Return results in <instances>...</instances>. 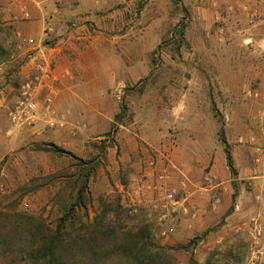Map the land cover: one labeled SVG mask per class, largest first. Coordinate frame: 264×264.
Masks as SVG:
<instances>
[{
  "label": "rangeland",
  "instance_id": "374dc122",
  "mask_svg": "<svg viewBox=\"0 0 264 264\" xmlns=\"http://www.w3.org/2000/svg\"><path fill=\"white\" fill-rule=\"evenodd\" d=\"M229 2L125 0L122 34L128 46L125 62L131 77L124 86L100 97L103 115L77 105L57 107L50 94L41 97L43 102L38 103L35 95L38 106L35 124L17 139H9L0 153V264H27L26 232L18 231L17 221L33 220L55 228L63 209L72 202L73 179L80 170V160L88 162L87 167H95L87 196L92 211H97L99 197L109 202L119 198L123 208L137 216L136 223L149 226L152 245L166 248L178 264H262L259 258H251L244 224L251 217L264 223V202L256 201V189H264V184L260 188L250 179L264 176L261 169L255 171L253 163L254 151L264 147V139L262 147L249 139H227L238 114L220 109L219 105L229 99L220 90L227 87L228 81L214 78L229 67L224 63L229 56L227 41L231 39L226 31L227 17L216 11L218 7L226 9ZM256 2L251 1V7ZM110 34L115 35V30ZM260 54L264 57V52ZM250 95L252 90L247 89L242 103L254 104L257 98ZM47 98L50 104L45 103ZM255 110L240 112L241 121L237 125L243 127L244 119L258 116L260 127H264V111ZM118 114L121 117L115 120ZM181 121L193 129L182 128ZM184 132L186 136L195 135L199 147L202 144L209 156L200 173L199 186L210 173L216 178L213 183L228 182L232 197L235 195L232 202L239 195L240 205L243 200L249 205L239 220L218 237L223 218L204 232L172 241L178 236L175 226L158 222L159 211L155 212L149 198L135 193L155 172L165 173L159 168L170 160L171 148L195 143L196 139H177ZM221 139L225 140L232 159L234 152L236 158L239 156L238 147L253 149V156L248 152L240 162L233 159L234 176L226 166ZM47 145H54L70 156L39 150ZM218 160L226 173L223 177L213 167ZM184 178L189 188L195 186L183 174L180 181ZM180 181L179 189L173 190L177 193L174 196L183 192ZM165 182L162 184L166 187ZM160 194L167 200L164 193ZM216 238L221 240L217 243ZM78 264L131 263L120 253H110L97 261Z\"/></svg>",
  "mask_w": 264,
  "mask_h": 264
},
{
  "label": "crops",
  "instance_id": "0c3cea01",
  "mask_svg": "<svg viewBox=\"0 0 264 264\" xmlns=\"http://www.w3.org/2000/svg\"><path fill=\"white\" fill-rule=\"evenodd\" d=\"M229 1L226 9L218 7L216 10L227 17L226 31L231 36L227 41L229 56L224 58L229 67L214 77L228 81L227 87L220 90L221 95L229 99L223 108L219 106L238 114L234 116V128L227 139H249L262 147L264 127H260L258 116L255 114L250 119L246 116L243 127L237 122L241 121L240 112L264 111V57L260 54L264 52V0ZM251 1L258 2L251 7ZM124 3L125 0H64L61 3L53 0H0V153L9 139H17L21 132L26 131L14 127L8 117L26 84L33 88L38 103L43 102L41 97L50 94L54 96L57 107L77 105L87 112H104L100 97L124 86L126 79L131 77L125 62L128 46H125L122 34ZM22 6L29 14V20H24ZM47 29L51 32L46 33ZM114 30L115 35L110 34ZM29 38L33 45L26 43ZM247 89L252 90V96L257 98L251 106L241 101ZM180 124L182 128H192L182 121ZM182 135L177 139H196L195 143L171 148L170 160H166L164 168L159 169L165 171L168 191L179 189L182 174L188 176L195 186L178 191L180 193L172 200H164L154 189L158 186V173L155 172L135 193L149 198L155 212L159 211L158 222L175 226L178 236L172 241L204 232L223 218L221 231L216 233L218 237L225 228L239 220L249 205L244 200L240 205L239 195L232 202L233 192L224 180L219 183L223 189L220 191V204L216 208L210 206L211 189L199 188L200 173L209 156L202 144L199 147L195 135L186 136L185 132ZM241 149H236L237 158L235 152L232 154L235 162L247 157L248 152L253 156V149ZM218 161L213 167L223 177L226 173ZM250 179L262 188L264 176ZM148 188L150 191H146ZM256 190L258 194L262 189ZM183 196L194 206V219L182 212ZM220 240L218 238L216 242Z\"/></svg>",
  "mask_w": 264,
  "mask_h": 264
},
{
  "label": "trees",
  "instance_id": "16d2710c",
  "mask_svg": "<svg viewBox=\"0 0 264 264\" xmlns=\"http://www.w3.org/2000/svg\"><path fill=\"white\" fill-rule=\"evenodd\" d=\"M121 108L123 110L124 107ZM213 111L215 114V110ZM120 117L118 114L114 119ZM218 122L222 126L221 120ZM221 143L224 146L226 166L234 176L232 156L226 149L224 139H221ZM39 150L58 156H70V153L54 145H47ZM79 162L80 170L73 179L72 202L63 209L54 229L38 221H17L18 231L26 232L27 264H78L85 260L97 261L110 253H120L131 264H178L166 248L152 245L149 226L143 222L136 223L137 216L131 210L123 208L119 198H113L109 202V199L104 201L99 197L96 201L97 211H92L93 206L88 202L90 199L87 196L88 183L95 167H87L88 162ZM234 197L235 195L232 198Z\"/></svg>",
  "mask_w": 264,
  "mask_h": 264
},
{
  "label": "built area",
  "instance_id": "2783aa9c",
  "mask_svg": "<svg viewBox=\"0 0 264 264\" xmlns=\"http://www.w3.org/2000/svg\"><path fill=\"white\" fill-rule=\"evenodd\" d=\"M9 2H13V0H8ZM31 1V0H28ZM64 0H53L55 3H61ZM23 18L24 20H29V14L27 13L25 7L22 6ZM47 32H51V29H47ZM221 32V31H220ZM28 45H33L34 42L31 38L25 40ZM46 104H50V98L45 100ZM37 103L34 94L33 88L30 84H26L21 88L20 96L14 106V108L9 112L8 117L10 119L11 124L18 128L20 131L29 129L33 127L36 122V114H37ZM253 163L256 169H261L264 175V149L256 148L254 151ZM158 180L160 181L159 185L155 187V191L159 193H164L165 198L167 200H172L174 195L177 193L175 191L168 192L166 187L162 184L163 180H166L165 173H159L157 175ZM216 180L214 176L210 173L205 175L202 179L201 186L199 188L203 189H211L210 195V206L212 208H216L220 202V191H223L222 187H220L219 183H213ZM180 188L182 191H185L188 187V182L184 178L180 181ZM182 201L184 207L182 212L186 216H190L192 219L196 217V212L194 206L189 203L187 197H182ZM256 201L263 203L264 202V189H262L256 195ZM150 202V201H149ZM26 206V205H25ZM165 208V206H164ZM245 234L248 239V246L251 258H259L260 263L264 264V223L261 222L257 217H251L248 219L247 223L244 224Z\"/></svg>",
  "mask_w": 264,
  "mask_h": 264
}]
</instances>
